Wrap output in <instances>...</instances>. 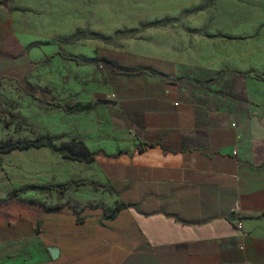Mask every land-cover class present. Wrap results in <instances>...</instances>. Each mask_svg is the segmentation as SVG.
I'll list each match as a JSON object with an SVG mask.
<instances>
[{
	"label": "crops",
	"instance_id": "obj_1",
	"mask_svg": "<svg viewBox=\"0 0 264 264\" xmlns=\"http://www.w3.org/2000/svg\"><path fill=\"white\" fill-rule=\"evenodd\" d=\"M15 37L0 0V46L10 45L12 60L21 54ZM252 69L237 97H179L173 83L148 75L145 97L76 112L74 136L48 120L46 133L31 139L53 136L54 145L94 160L42 147L44 156L32 159L42 167L35 181L14 185L12 195L0 189V264H264V56L257 51ZM114 105L132 141L118 134ZM69 161L90 174H66L78 165Z\"/></svg>",
	"mask_w": 264,
	"mask_h": 264
},
{
	"label": "rangeland",
	"instance_id": "obj_2",
	"mask_svg": "<svg viewBox=\"0 0 264 264\" xmlns=\"http://www.w3.org/2000/svg\"><path fill=\"white\" fill-rule=\"evenodd\" d=\"M4 1L21 54L12 60L10 45L0 46V144L39 137L50 119L74 136L75 116L81 114L69 116L50 102L145 97L153 77H127L112 66L151 67L163 80L179 82L170 84L177 96L206 101L211 95H240L254 75V52L264 56V0ZM60 48L94 62L51 57ZM112 109L122 125L118 134L132 141L124 112ZM45 150L3 155L0 189L12 195L14 185L34 182L42 167L32 159ZM69 162L78 165L65 168L66 174H90L80 162Z\"/></svg>",
	"mask_w": 264,
	"mask_h": 264
},
{
	"label": "trees",
	"instance_id": "obj_3",
	"mask_svg": "<svg viewBox=\"0 0 264 264\" xmlns=\"http://www.w3.org/2000/svg\"><path fill=\"white\" fill-rule=\"evenodd\" d=\"M57 55H59L60 57L64 58L67 61L74 62L78 65L94 62V60H92V59L81 57V56L75 55V54H70L61 48L54 51L51 54V57H55ZM109 63H112V61ZM112 67L116 73H118L120 75H125L127 77L140 76V75H150V76L160 75V76H162L161 72H157V71L153 70L151 67H140V68H136V69L127 68L124 66H121V67L112 66ZM167 81L170 83H178V81H175V80H167ZM103 103L107 104V103H109V100L108 99H99L95 102H89L87 104H81V103L69 104V103H63L61 101H55V102H50L49 104L55 108L62 109L67 114H72V113H76V112L89 111L91 109H94L98 104H103ZM114 107L116 109H120L116 105H114ZM54 140H55V138L53 136L44 135V136H42L40 138H36V139H28V140H22V141L17 140V141H13V142L1 143L0 144V162L2 161V155H4V154H9L15 150L23 151V150H27V149H30L33 147H35V148H42V147L52 148L53 150L58 151V152L62 153L64 156L71 158L73 160H84L86 162H92L94 160V156L92 154L83 155L80 153H76L74 151H70V150L67 151V150L63 149L62 147H58L57 145H54L53 144ZM141 144H143V142H141ZM148 145L153 146L154 144H148ZM140 150H143V147H140ZM65 188H66V186H62V190ZM117 209H119V207ZM116 210L113 212L112 215H114Z\"/></svg>",
	"mask_w": 264,
	"mask_h": 264
},
{
	"label": "water",
	"instance_id": "obj_4",
	"mask_svg": "<svg viewBox=\"0 0 264 264\" xmlns=\"http://www.w3.org/2000/svg\"><path fill=\"white\" fill-rule=\"evenodd\" d=\"M52 252V251H51Z\"/></svg>",
	"mask_w": 264,
	"mask_h": 264
}]
</instances>
